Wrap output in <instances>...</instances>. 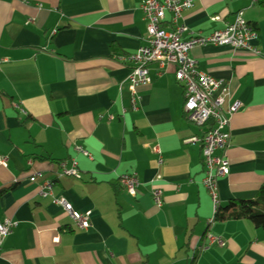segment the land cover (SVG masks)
Listing matches in <instances>:
<instances>
[{"label":"crops","instance_id":"1","mask_svg":"<svg viewBox=\"0 0 264 264\" xmlns=\"http://www.w3.org/2000/svg\"><path fill=\"white\" fill-rule=\"evenodd\" d=\"M144 2L0 0V157L9 159L0 167V222L18 223L0 264H264L263 230L246 219L211 222L201 147L184 143L209 126L185 117L176 68L150 65L152 82L137 89V109L131 106L127 57L146 44ZM245 9L264 51V0H193L179 21L187 28L182 38L208 36ZM171 24L167 12L165 29L173 31ZM189 55L242 102L229 126L230 172L218 181L222 210L255 199L264 184V59L213 45ZM72 160L80 178L58 177ZM131 174L134 196L120 185ZM46 181L54 198L92 212L88 229L39 194ZM208 233L226 246L201 251Z\"/></svg>","mask_w":264,"mask_h":264},{"label":"built area","instance_id":"2","mask_svg":"<svg viewBox=\"0 0 264 264\" xmlns=\"http://www.w3.org/2000/svg\"><path fill=\"white\" fill-rule=\"evenodd\" d=\"M258 0H252L254 4ZM193 7V0H145L141 5L144 18L148 23V36L145 45L140 47L135 54L127 57L132 64L128 77V99L133 109H137L139 97L137 89L142 85L151 84L150 65H158L159 70L167 65L176 68V80L184 89L183 112L187 120L197 127H206L210 123L212 128L202 136H195L186 139L184 143L197 144L201 147L204 178L202 185L209 191L213 205L214 217L218 211V181L226 177L230 172V163L227 158V150L230 145L231 134L229 126L231 119L242 106L239 99H233L229 94L227 85L213 79L199 70L197 61L190 57V51L195 47L227 46L237 51H245L255 57L264 59V51L257 47L258 32L250 24L246 16V10L236 13L234 20L228 22L223 28L214 31L208 36L191 34L190 38L184 40L182 34L187 28L179 25L182 13ZM172 15L173 31H168L164 27L166 13ZM219 21V17L212 18ZM2 60L0 59V64ZM84 156L90 157L89 153L77 148ZM160 155L158 147L155 148ZM8 157H0V167H7ZM162 164L161 157L159 165ZM58 177L73 176L80 178L78 163L71 161L70 167L61 163ZM37 174L30 179L35 182ZM120 185L129 194L134 196L138 185V179L134 174L123 175L120 178ZM39 194L43 197L51 196L52 183L46 181L40 186ZM152 199L157 207L163 206L162 190L155 188L151 193ZM54 203L60 205L65 213L81 229H88L91 226L92 212H77L72 205L64 198H54ZM214 217L211 222L214 221ZM18 226L17 221L6 218L0 222V254L7 237ZM225 247L226 242L211 233L206 235L205 243L201 246V251L209 247Z\"/></svg>","mask_w":264,"mask_h":264},{"label":"trees","instance_id":"3","mask_svg":"<svg viewBox=\"0 0 264 264\" xmlns=\"http://www.w3.org/2000/svg\"><path fill=\"white\" fill-rule=\"evenodd\" d=\"M208 129L212 128V124L208 125ZM3 191H0V194ZM246 219L250 221L257 229L264 231V184L262 185L258 196L251 200H234L219 210L214 220H239Z\"/></svg>","mask_w":264,"mask_h":264}]
</instances>
